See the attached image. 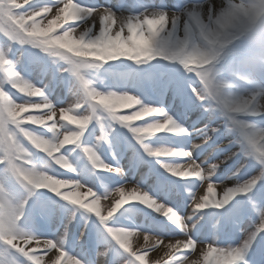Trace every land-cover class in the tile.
<instances>
[{
    "label": "snow or ice",
    "instance_id": "1",
    "mask_svg": "<svg viewBox=\"0 0 264 264\" xmlns=\"http://www.w3.org/2000/svg\"><path fill=\"white\" fill-rule=\"evenodd\" d=\"M32 5L33 0H22V2L21 0H0V34L10 41L18 42L20 45H31L51 57H59L66 61L68 67L61 69V71L69 72L75 77L78 85V98L67 106L53 104L44 91L47 85L40 87L22 76L20 72L13 70V61L8 58L5 51L0 50V93H3V98L0 99V164L5 165L8 172L28 189L29 195L37 189L23 179L21 172L38 170V166L34 169L35 164L28 150L27 155H23V160H26L27 163L22 164L20 160H17L14 164L9 148V145L12 144L25 148L21 142L22 138L30 142L37 150L46 154L48 161L61 169H73V165L66 157L65 152L69 146H75L81 148L96 169L122 175L123 169L121 167L106 163L93 147L82 143V137L93 120L99 122L101 116L106 119L110 117L112 121L128 129L143 152L147 156L155 158L156 163L160 164L172 177L199 181V188L190 193L191 214L181 216L170 204L157 200L138 185H135L130 192H126L125 185L127 183L100 195L93 188L78 180L63 178L47 170L48 174L57 180L68 182L67 186H61L58 190L40 189L48 190L64 201L94 214L101 225L105 227L109 237L131 257L128 264H148L149 259H151L150 253L157 252H162L163 256L156 260L155 264H186L191 256L197 254L200 264H204V257L211 249H216L217 253L215 257L209 258V264H216L217 260L226 258L229 253L237 249L243 252V259L237 261L236 264H248L245 254L251 249L258 235L264 233V230H260L264 226L259 225L260 219L264 217V205H259L256 198L249 196L258 183L264 185V135H261L264 134V126L251 122L247 117H264V113L251 112L244 114L242 116L244 117L243 120L246 124L251 125L252 129L258 134L246 137L238 129H234L231 133H238V135L229 141V144L238 145V150L228 152L222 160L209 163L207 159H197L193 153L203 145L208 144L213 135L220 131L219 127L212 126L211 120L203 128H186L179 124L162 104L146 103L137 95L128 92L98 90L81 74L83 68L117 61L122 58L134 62L138 66L161 60L172 65H179L188 77L187 88L190 90V94L185 91L183 84L178 81H170L168 85H165V88L168 86L173 87L176 96L181 99L182 103H185L188 107H200L211 116L214 101L210 95V77L201 74V70L194 67L188 57H185L184 63H181L176 57L165 58L162 55H154L153 58H145L144 56H138L137 52L143 45L153 40L147 22L156 20L161 15H168V30L172 31L174 35L183 36L186 31L183 20H177L176 27L173 28L171 13L182 14L186 19L189 11H199L203 8L208 12L211 19H215L216 10L212 0L189 2L176 11L166 7L163 0H161L160 5L142 6V11L128 15L117 13L110 7L84 6L78 3L77 0H53V3L40 7H33ZM190 5L191 7H189ZM209 40V47H215V40L211 38ZM70 47L74 51H69ZM80 51H85L87 54L78 55L77 53ZM195 54H199L198 50ZM208 59L212 63L216 62L212 57H208ZM14 85L17 86L14 87ZM21 88L26 90L22 91ZM9 89H14L23 94L21 96L26 97V99L17 101L13 98ZM126 95L134 99H125ZM33 97H38L39 100H34ZM101 98H108L107 102L100 103ZM20 105L24 106L25 110L17 116L14 113L17 110L16 106ZM118 109H132V111L130 114H124ZM98 112L100 115H97ZM134 113H140L143 118L152 117V119H145L139 125L133 124L132 121L142 120V118L133 116ZM58 114L59 118L57 119ZM224 122L230 125L227 116L224 117ZM28 125L39 126L38 128H43L53 135L51 138L45 137L26 127ZM100 129L101 134L97 137V141L108 143V134L104 132L103 124L100 125ZM159 133L184 136L195 134L200 139L198 143L192 142L190 147L181 149L166 145L152 146L146 142L149 137ZM66 136L69 137L68 141H65ZM33 141L47 145L52 154L49 155L48 152L41 151ZM217 147H220V145H217ZM237 156H241L242 159L231 176L228 177L230 180L237 178L232 186H227L221 180L212 179L216 176L217 170L222 164ZM58 160L69 166L62 167L61 163H57ZM249 161H254L259 170L248 179L241 180L238 175L248 165ZM17 165L21 166L18 168ZM209 185L216 193L217 186H220L221 192L219 196L217 195L218 201L225 193H230L231 198L227 203L221 202L222 206L220 207L201 208L199 205L202 203ZM201 188H204V194L198 197L197 192ZM81 189L86 190L82 192ZM114 193L119 195V199H114L108 206L106 213L102 210L97 212L92 206L94 203L101 206V201L108 200ZM132 193L135 194L133 198L123 202L117 207L116 211L111 212V208L121 199L122 195L126 196ZM78 194L81 199H77ZM240 196H248V204L257 213L259 220L254 225L241 229L244 237L239 245L220 247L215 241L205 243L193 238L194 230L199 220L203 218L200 215L201 213L209 209H225L226 206ZM258 196L259 199L264 200V187L258 192ZM133 201L161 213L182 233L178 237L182 236L183 239L173 237L167 239L168 242L165 243L164 238L150 232L114 227L107 223L122 206ZM23 203L25 207L27 199L23 200ZM17 207V204L10 199L3 187L0 186V217L14 216ZM116 236H120L123 243L121 240H117ZM141 237L143 238L142 244L140 243ZM133 239L136 241V248L132 246ZM24 240H28L29 243L24 244ZM0 241L21 253L31 264H45V257H47V264H69L72 261L75 264H82L79 258L69 255L60 244L52 239L38 238L25 233L22 236L17 235L12 244H7L4 240ZM17 241L20 242L19 247L16 246ZM101 255H106V253H101Z\"/></svg>",
    "mask_w": 264,
    "mask_h": 264
},
{
    "label": "rangeland",
    "instance_id": "2",
    "mask_svg": "<svg viewBox=\"0 0 264 264\" xmlns=\"http://www.w3.org/2000/svg\"><path fill=\"white\" fill-rule=\"evenodd\" d=\"M77 2L89 7H110L117 13H123L125 15L137 14L138 12L143 10V8L142 10H139V7L153 5L150 0H77ZM179 2L186 4L189 2H197V0H179ZM212 3L213 5H216L218 3V0H212ZM163 4L166 7L171 8L173 11L182 8L177 0H163ZM0 35V50L5 51L8 58L13 61L12 67H17V71L34 84H37L40 87H44V85H47V87L44 88V91L48 99L53 104L57 106H67L76 101V99L78 98V85L75 77L71 73L61 71V69L67 68L64 63H58L54 58L42 56L41 54L30 50L24 45H20L18 42L10 41L2 34ZM53 61H55V63H53ZM25 63L29 64V69L24 72L22 70V67ZM81 74L84 75L85 78L88 79L93 86H105L110 88L114 86V80L112 79L113 75L107 68H96L93 66L87 67L81 69ZM124 74H135L137 76H141V79L144 78L145 81H141L138 86L134 87L126 79H122L120 84L118 85L120 89H123L122 92L136 93L137 91L139 92V94L141 93L148 101H153L155 99L156 103L162 104V106L166 107L168 112L173 115L174 118H176L178 121L180 120L179 123L184 127L189 129L203 128L211 118H216L212 122L214 127L222 128L224 126V118H222L221 116L219 117L218 115L216 116L215 114L209 116V114L207 113L204 117L199 118V120L197 121L195 120V117L198 114L197 112H193L189 116H184V113L182 112V109L179 105V97L176 96L175 92L172 91L170 86L165 88V85H168L170 80H166L165 76H163L162 74L149 73L147 75H143L142 73H137L135 71L127 72ZM150 81H159L160 83V87L157 88H154V85L152 83L149 86V88L155 92L156 90L160 89L157 91L158 98L155 97L154 99H152L150 94L146 92L141 86L143 82L146 83ZM184 89L186 91V88ZM9 91L12 94L13 98L17 101H23L24 99H26V97L21 96L23 94L18 93L14 89H9ZM32 99L37 101L39 100L38 97H33ZM189 108L190 107L187 106V109ZM188 112L189 111H187V113ZM97 115H100V113L98 112ZM57 118H59V114L57 115ZM101 124H103L104 126V132L108 134L109 142L107 143V146L112 147L113 149H117V151L119 152V147L121 146L122 140L125 137L121 133L120 129L117 128L109 118L106 119L104 116H101L100 121L96 122L93 130L90 131V139L92 140V143H98L97 137L101 134ZM26 127L31 128L33 131L37 132V129L33 125H28ZM236 135H238V133H228L226 131V128H223L219 137H217L213 142L209 141L208 144L203 145L200 149L194 152L193 155L199 160L207 159L209 163L216 160H222L228 152L238 150V145L229 144V141L233 140ZM199 139V136L193 134L192 136H185L181 138L177 143L168 141V144L170 145V147L177 149L188 148L191 146L192 142L198 143ZM21 142L30 152L33 163L38 167L44 166L45 159L41 155H39V152L35 149V147L24 138L21 139ZM125 143L126 142L124 141V144ZM217 145H220V147H217ZM127 154L125 156L119 155V158L122 161L120 162L119 167L123 169V173L122 175H117V181L114 179L112 180L108 176L101 175L100 180L97 182L96 175H94V173L92 172L91 167L88 164H85L84 167L78 166V173L81 177L80 182L84 183L88 187L93 188L97 192V194L100 195H103L106 191L114 190L125 183H127L125 185L126 192H130L135 185H138L142 189L148 191L157 200L162 201L165 204H170L181 216L191 214L192 209L190 207V193L195 192L199 188V184L183 182V185L186 184V187H188L186 193V201H183L180 195L175 191L168 195L165 193L163 187L154 189L153 185L150 184V181L143 183V177L145 176L144 170L146 169V166L143 165L144 159L142 158V156H140L136 166L133 167L130 165V158ZM241 159V156H237L232 160H229L228 162H234V164L226 170L224 167L228 162L222 164L217 170L216 176H214L212 179L221 180L225 182L227 186H232L237 178H233L230 180L228 179V177L231 176L232 172L235 170ZM78 163L83 164L84 160H80L78 161ZM258 170V165H256L254 161H249L248 165L239 173L238 178L241 180L248 179L251 175H255ZM0 186L3 187L5 192L14 203H19L27 199V203L24 207V217L20 222V226L25 232L29 234H32V231L42 233V229L38 226V222H32L30 220V218H32V215H35V213L40 214L45 223V238L52 239L54 242L60 244L66 252L70 253V255L79 258L82 261V264H128V260L131 259L128 253L121 249L119 246H117L115 255L113 257L108 258L107 255H101V253H107L109 245L105 241L100 239L92 242L89 249L86 250V246H82L81 240L85 237L87 229L83 228L82 226L85 223H88L89 219L87 215L79 213V211L75 208L67 209L64 220L62 222V226L59 230L56 231L54 227L57 223V212L59 208V206H56L57 203L55 204L51 200L48 201L44 197L36 195L35 192L29 195L27 189H25L24 186L20 184L19 181H17L15 177L10 174V172H8L5 165L3 164L0 167ZM262 187H264V185L261 184L257 189L256 194L254 195V198L257 199L259 205H264V200L259 199L258 196V192L262 190ZM85 190L86 189H81L82 192ZM217 191L220 194V186H217ZM203 194L204 188L199 189V191L197 192V196L199 197ZM114 199H119V195L114 193L113 196L108 200L101 201V208L103 212L106 213L108 206L114 201ZM150 210V215L152 216H163L161 213H157L152 209ZM245 211H247L248 217L243 216L244 222L242 223L240 229L248 228L249 225H254L259 220L257 213L250 208L249 204L245 206ZM216 214L217 213H214L211 216L212 224L216 223L217 221L218 216ZM200 215L203 217L202 214ZM141 216L142 215L139 212H131V217L133 219L132 229H140L146 232H150L151 234L158 237H162L165 239V243L168 242L167 239H171L173 237L183 239L182 236L178 237L182 235V233L176 227L175 228L178 231L161 223H156L149 216H145V220H142ZM202 221L203 219L199 220V223L194 230L193 238L197 239L198 241H204L205 243H211L215 241L216 244L220 247H229L239 245L244 237V233L242 235L234 234V240L232 242L222 244L218 243L214 228L212 227L210 230H206L203 226ZM76 224L78 226H76ZM73 231H79V236L76 243L71 245L68 242V238L69 234ZM131 243L133 248H136L137 244L135 239H133ZM140 243H143L142 237L140 238ZM15 251V249L10 250L6 248V244H3L2 241H0V264H26V261H24L22 257L15 253ZM88 251H90V254H88ZM8 252H11L10 255ZM159 254V252L150 253L151 259H149L148 264H155V261L163 256V253H161L160 255ZM258 257L260 261H258L254 257V253L252 250H249L245 254V259L248 261V263L264 264V242L259 248ZM197 258H199L198 254L190 257V259ZM45 264H47V257H45Z\"/></svg>",
    "mask_w": 264,
    "mask_h": 264
},
{
    "label": "clouds",
    "instance_id": "3",
    "mask_svg": "<svg viewBox=\"0 0 264 264\" xmlns=\"http://www.w3.org/2000/svg\"><path fill=\"white\" fill-rule=\"evenodd\" d=\"M213 6L216 10L215 19H211L203 8L199 11H189L186 19L182 14L171 13L173 28L176 27L177 20H183L186 30L183 36L174 35L168 30V15H161L151 22L146 21L153 40L143 45L137 55L145 58H153L154 55H162L165 58L176 57L181 63H184V58L188 57L193 66L201 70V74L210 77V95L214 101L210 114L218 113L223 118L227 116L230 125L224 126L229 133L238 129L246 137L256 135L258 133L251 125L246 124L239 117L251 112L264 113V0H218ZM209 38L215 40V47H209ZM197 50L199 54H195ZM69 51L74 49L70 47ZM77 54L86 55L87 52L80 51ZM208 57L214 58L216 62L212 63ZM21 90L26 89L21 88ZM2 98L3 93H0V99ZM124 98L134 99L127 95ZM107 99L101 98L100 103L107 102ZM16 109L14 114L17 116L25 110L22 105L16 106ZM133 116L143 118L140 113H134ZM68 140L69 137L66 136L65 141ZM33 143L41 151L52 154L47 145L35 141ZM9 148L14 164L17 160L22 164L27 163L23 160V155H27V149L16 144L9 145ZM57 163H61L62 167L69 166L59 160ZM20 166L17 165L18 168ZM36 167L37 165H34V169ZM21 175L36 189L58 190L68 183L49 175L46 166H40L38 170H26L21 172ZM134 195V193L122 195L111 208V212L116 211L117 207ZM230 198L231 194L225 193L218 201L217 193L209 185L199 206L220 207L221 202L227 203ZM77 199H81L79 194ZM16 204L18 207L14 216L0 217V240H4L7 244H12L17 235L22 236L27 233L20 226L24 217V203L21 201ZM92 206L97 212L102 210L99 204L94 203ZM259 225L264 226V217L260 219ZM260 230H264V227ZM115 238L123 243L120 236ZM23 243L27 244L29 241L24 240ZM16 246H20L19 241ZM216 253V249H211L204 257V264H209V258L215 257ZM242 259L243 252L237 249L229 253L226 258L217 260L216 264H236ZM186 264H200V259H190Z\"/></svg>",
    "mask_w": 264,
    "mask_h": 264
},
{
    "label": "trees",
    "instance_id": "4",
    "mask_svg": "<svg viewBox=\"0 0 264 264\" xmlns=\"http://www.w3.org/2000/svg\"><path fill=\"white\" fill-rule=\"evenodd\" d=\"M42 5H44V4H42ZM38 6V5H37ZM29 46H31V45H29ZM32 47V46H31ZM34 48V47H33ZM103 64H105V65H109V66H111V67H117V68H121V69H125V68H128V66L129 65H136L134 62H131V61H128L127 59H125V58H122V59H120V60H117V61H112V62H107V63H103ZM166 66V67H168V69L169 70H172L173 72H178V70L180 69L181 71H183L184 72V70L182 69V67L181 66H179V65H172V64H169V63H166V62H164V61H159V62H157V61H152V62H150L149 64H146V65H139V66ZM138 66V65H137ZM118 111H120V112H122V113H124V114H130L131 113V111H132V109H118ZM130 112V113H129ZM147 118H150V119H152V117H144V118H142V120H145V119H147ZM242 119L244 118V117H241ZM258 117H256V118H253V117H247V119H249L251 122H253V123H255V120L257 119ZM140 121V120H139ZM136 122H138V121H132L131 123H136ZM139 124H141V123H138L137 125H139ZM159 134H166V133H159ZM156 135H158V134H156ZM43 191H45V192H50V191H48V190H43ZM238 198V197H237ZM236 198V199H237ZM134 203V201L133 202H130L129 204H133Z\"/></svg>",
    "mask_w": 264,
    "mask_h": 264
},
{
    "label": "bare ground",
    "instance_id": "5",
    "mask_svg": "<svg viewBox=\"0 0 264 264\" xmlns=\"http://www.w3.org/2000/svg\"><path fill=\"white\" fill-rule=\"evenodd\" d=\"M159 253L161 254L162 252H159ZM160 254H159V255H160Z\"/></svg>",
    "mask_w": 264,
    "mask_h": 264
}]
</instances>
